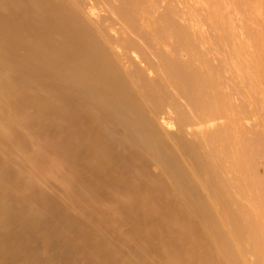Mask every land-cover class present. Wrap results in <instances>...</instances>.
Listing matches in <instances>:
<instances>
[{"label":"bare ground","instance_id":"6f19581e","mask_svg":"<svg viewBox=\"0 0 264 264\" xmlns=\"http://www.w3.org/2000/svg\"><path fill=\"white\" fill-rule=\"evenodd\" d=\"M4 1L7 8L14 0ZM111 1L120 3L114 13L121 24L138 16L167 23L157 32H171L172 57L149 48L144 35L132 46L162 70L172 89L167 100L189 126H207L202 134L186 126L192 139L165 132L152 118L159 107L153 90L124 73L91 21L67 16L76 12L70 0H20L32 8L1 9L43 16H0V264H247L245 228L238 216L224 217L229 205L212 176L234 184L246 199L240 209L261 217L264 132L249 140L233 119L213 123L229 116L233 98L192 34L169 23L192 10L195 16H232L233 1L184 0L189 12L164 5L167 0ZM240 2L237 14L260 10L258 0L247 8ZM200 3L206 5L197 8ZM224 29L232 51L241 50ZM253 43L261 48L260 32ZM242 72L251 84L246 64ZM256 83L264 93V76ZM196 141L212 145L207 158ZM45 179L61 185L63 200L44 190ZM263 224L252 221L250 230L264 257Z\"/></svg>","mask_w":264,"mask_h":264},{"label":"rangeland","instance_id":"374dc122","mask_svg":"<svg viewBox=\"0 0 264 264\" xmlns=\"http://www.w3.org/2000/svg\"><path fill=\"white\" fill-rule=\"evenodd\" d=\"M14 1L12 5H10L11 3L9 4L10 6L6 5L10 10L13 8L12 12L14 10L17 12L27 11L24 9H30L31 7L29 5V8L28 6L24 7V4L20 3V0ZM70 1L76 8V12L68 14L67 16H82L91 21L99 35H101L117 55L124 73L129 76L141 78L153 90L158 100L159 107L158 110L152 113V118L156 119L159 124L164 127L165 132H168L173 136L180 135L182 132L188 134L185 129V127L188 126L196 134H202L203 128L207 125L199 123L197 125L189 126L181 115H179L177 109L174 108L175 106L172 107V101L171 103L168 101L170 100L168 96L172 93V89L168 87L167 82L163 77L162 70L151 66L146 59L139 54L138 50L132 46V41L135 36L144 35L146 37V44L149 48L163 58L172 57L176 41L170 34L171 32L167 31L166 37H160L157 32L159 28L166 27L167 23L161 20L159 16H138L136 20L130 24H121L116 20V15L114 13L115 8L120 6L119 2L111 0H108V2H103L101 0ZM140 1L148 2V0ZM183 1L184 0H167L164 5L174 3L180 10L186 9L188 11V7H185V9L182 7ZM219 1L221 2L222 0ZM232 1V9H234L232 10V16H195V12L190 10L192 13L190 12L188 15L191 14V16H173L174 19L169 18L171 22H168L175 23L192 34L198 48L206 54L211 64L217 67L219 75L223 78L220 77L221 80L226 83H223L225 88L233 98L231 99L230 97V104L232 105V103H234L232 106L235 108L234 110H237L238 116L232 108L229 111V116L220 114L216 117L217 119L213 123L222 126L225 122H228L229 119H233L234 126L237 127L242 125L245 129V137L251 140L256 139L264 132V93L259 89L258 84L256 83L259 78L264 76V0H258L259 6L261 5L260 10L259 12L250 13L253 16H243L241 13L237 14L235 8L240 7L241 9L242 3L240 0ZM243 1L245 2L246 8L249 7V1L251 0ZM236 3H240V6H237ZM221 4H223V2H221ZM2 5L3 7L0 5V10L5 8V11H7V8L4 7L5 5ZM204 5H206V3H200L197 8L204 7ZM2 10L0 11V16H43L41 14L25 13H11L10 15L8 12V14H5V12H3L4 10ZM90 11H92L93 15L89 14ZM244 12L246 13V11ZM246 14L249 15V12L247 11ZM225 26L229 28L231 34L235 35L241 50L236 52L235 49L232 51L231 42L233 40L228 36L227 31L224 29ZM257 31L260 32L263 37V43L259 50L254 47L253 43V34ZM29 56V52L26 53L25 57L28 58ZM242 57H244L243 60L249 58V61L244 63ZM245 64L247 68H250L253 77L251 84H249L247 79L248 75L245 72H242V67L245 66ZM133 81L136 82L135 86L140 82H138V79ZM243 82L247 83L248 86L245 88L242 87ZM222 89L223 88H221V90ZM148 106L152 108L150 104H148ZM230 114L231 116L234 114V118H232ZM237 118L239 119L236 120ZM188 135H186L187 138L189 137L188 139L195 137L191 135V133ZM196 144L197 146H200V143L197 141ZM216 148V153L220 156L221 149L219 147ZM212 150V145L208 143L206 146L203 145L199 147V153L204 158H207ZM150 169L155 174L159 173V169L154 164L150 165ZM212 179L213 182L223 191L229 205V207L223 211L224 217L238 216L245 228L242 246L246 250V254H244L243 258L247 261V264H264V257L260 254L261 249H258V246L261 248V245H258L257 241L253 239L250 230L253 228L252 221L257 222L258 224H263L261 219L264 216V211L262 212L263 215L260 217L259 214L251 213V215L249 211L240 209V203H243L246 199L233 188L234 184H222L219 181V178L214 175L212 176ZM41 183V186L44 185L43 188L46 192L54 195L56 194L63 200L65 193L62 194L64 190L60 187L61 185H58V182L51 179H45V181L42 180ZM107 198L108 197L103 198L104 204L111 203L112 200L108 198L107 201ZM110 205L111 204L105 206L110 207ZM91 220L93 219L91 218ZM125 228L127 229V227ZM125 228L122 227L121 229L125 230ZM262 233H264V227L262 228ZM112 235L113 234H111V236ZM247 253L249 255H247Z\"/></svg>","mask_w":264,"mask_h":264}]
</instances>
